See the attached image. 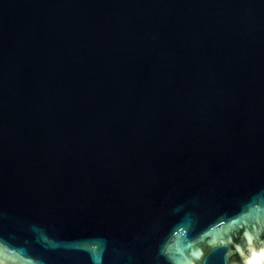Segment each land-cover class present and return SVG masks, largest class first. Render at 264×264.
<instances>
[{
    "label": "water",
    "instance_id": "obj_1",
    "mask_svg": "<svg viewBox=\"0 0 264 264\" xmlns=\"http://www.w3.org/2000/svg\"><path fill=\"white\" fill-rule=\"evenodd\" d=\"M0 264H264V0H0Z\"/></svg>",
    "mask_w": 264,
    "mask_h": 264
}]
</instances>
